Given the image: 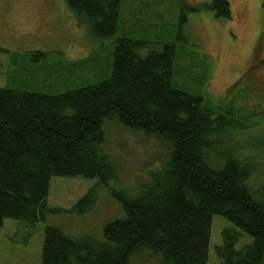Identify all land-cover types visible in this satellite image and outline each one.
<instances>
[{"label":"trees","instance_id":"trees-1","mask_svg":"<svg viewBox=\"0 0 264 264\" xmlns=\"http://www.w3.org/2000/svg\"><path fill=\"white\" fill-rule=\"evenodd\" d=\"M122 2L65 0L93 39H113L104 47V62L96 64L94 53L76 62L77 68L93 65L88 74L101 71L103 79L58 94L0 87V227L4 219L34 224L51 213L90 210L96 186L119 176L106 145V125L115 124L162 145L165 158L138 193L109 191L121 216L103 225L100 239L69 236L46 224L41 264H207L214 215L234 226L224 228L214 246L222 264H264V183L252 179L256 158L242 156L231 138L239 125L233 117L217 114L173 80L186 15L203 10L230 19L228 1L192 7L181 0L176 41L148 51L147 42L123 26L116 36ZM53 176L97 183L70 209L50 208ZM242 233L252 241L236 249Z\"/></svg>","mask_w":264,"mask_h":264},{"label":"rangeland","instance_id":"rangeland-1","mask_svg":"<svg viewBox=\"0 0 264 264\" xmlns=\"http://www.w3.org/2000/svg\"><path fill=\"white\" fill-rule=\"evenodd\" d=\"M205 1L209 0L183 3L195 7ZM227 1L230 19L203 10L186 15L180 30L186 44H175L173 80L208 101L217 114L233 117L239 124L231 138L241 145L242 156L256 158L252 179L259 184L264 183V0ZM181 4V0H123L116 36L123 26L130 36L147 42L146 51L175 42ZM111 40L93 39L86 26L76 23L65 0H0V87L58 94L98 82L104 78L101 71L88 74L94 66L77 68L76 62L91 53L99 55L96 64L104 62L109 51L104 47ZM106 145L119 169V176L107 186L81 177L53 176L49 181L50 208L68 210L96 186L92 208L83 214L51 213L45 222L34 224L4 219L0 264H41L46 224L69 236L100 239L103 225L121 216L119 202L109 191L138 193L149 182V172L166 156L164 147L153 139L115 124L106 125ZM233 227L220 215L212 217L207 264H222L214 246L221 243L222 230ZM251 241L242 233L235 248Z\"/></svg>","mask_w":264,"mask_h":264}]
</instances>
